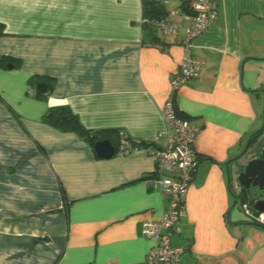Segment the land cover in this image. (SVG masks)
Masks as SVG:
<instances>
[{"label": "crops", "instance_id": "1", "mask_svg": "<svg viewBox=\"0 0 264 264\" xmlns=\"http://www.w3.org/2000/svg\"><path fill=\"white\" fill-rule=\"evenodd\" d=\"M186 2L162 0L180 26L162 37L143 32L142 0H0V264H149L140 226L165 207L150 152L164 144L168 99L197 129L173 238L182 264H264V226L245 221L230 194L264 148V0H209L217 16L189 48L199 76L173 93ZM56 107L86 130L149 146L101 159L43 121Z\"/></svg>", "mask_w": 264, "mask_h": 264}, {"label": "built area", "instance_id": "2", "mask_svg": "<svg viewBox=\"0 0 264 264\" xmlns=\"http://www.w3.org/2000/svg\"><path fill=\"white\" fill-rule=\"evenodd\" d=\"M191 15V25L185 31V57L171 80L174 93L187 81L199 76L200 64L189 52L191 42L201 35L217 16L216 8L209 0H187ZM150 25L162 37H174L180 30L179 24L168 18L152 20ZM166 131L161 134L164 144L152 150L155 160L153 184L164 197L165 207L160 220H146L141 223L140 234L152 241L147 255L149 264H182L185 249L173 243L174 237H180L181 220L185 215L184 197L192 181L198 164L194 150L197 129L188 120L180 118L168 99L163 108ZM128 138L120 134L119 150L124 154L128 149ZM245 221L264 226V214L257 213L247 204L241 205Z\"/></svg>", "mask_w": 264, "mask_h": 264}, {"label": "trees", "instance_id": "3", "mask_svg": "<svg viewBox=\"0 0 264 264\" xmlns=\"http://www.w3.org/2000/svg\"><path fill=\"white\" fill-rule=\"evenodd\" d=\"M142 12H143V32L148 33L150 36L152 33H157L155 28L150 25L152 20H158L165 17V12L163 10L162 0H142ZM158 34V33H157ZM4 35V30L2 24H0V37ZM4 60H0L3 62ZM29 85L37 84V79L35 77H31L28 81ZM37 86V85H36ZM39 94V93H37ZM41 94H39L40 96ZM177 115L180 118L182 117L179 113ZM43 121L48 125L64 132H72L75 133L80 138H83L94 144L97 141L108 140L115 148V155L120 153L119 145H120V137H118L117 132L113 130H99V131H89L84 129L79 123L77 117L65 107H56L51 109L44 117ZM258 134L253 135L249 140L248 146L256 139ZM128 150L136 149V148H146L149 145L144 143H138L133 141H128ZM154 178V175L152 176ZM232 196V207H234L237 203L241 205L247 204L252 208L255 199L253 197L248 198L247 191L242 189L241 192L236 196L230 191ZM251 196V195H250ZM251 224V223H250ZM262 226L258 224H251Z\"/></svg>", "mask_w": 264, "mask_h": 264}, {"label": "water", "instance_id": "4", "mask_svg": "<svg viewBox=\"0 0 264 264\" xmlns=\"http://www.w3.org/2000/svg\"><path fill=\"white\" fill-rule=\"evenodd\" d=\"M41 93L45 92V85L40 83L36 86ZM94 151L101 159H110L115 154L114 146L108 140H101L94 143ZM237 182L241 188L248 191L255 199L253 210L264 214V148L260 156L248 161L237 174Z\"/></svg>", "mask_w": 264, "mask_h": 264}, {"label": "rangeland", "instance_id": "5", "mask_svg": "<svg viewBox=\"0 0 264 264\" xmlns=\"http://www.w3.org/2000/svg\"><path fill=\"white\" fill-rule=\"evenodd\" d=\"M247 196H248V198H250L251 196H250V194H249V192L247 193Z\"/></svg>", "mask_w": 264, "mask_h": 264}]
</instances>
